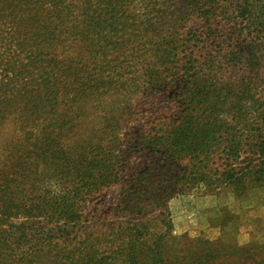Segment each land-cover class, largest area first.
<instances>
[{"label":"trees","instance_id":"obj_1","mask_svg":"<svg viewBox=\"0 0 264 264\" xmlns=\"http://www.w3.org/2000/svg\"><path fill=\"white\" fill-rule=\"evenodd\" d=\"M150 3L0 0V133L9 124L24 131L33 141L32 164L41 166L39 180H33L31 164L16 162L17 175L0 184V264H112L113 257L100 254L85 241L79 244L88 247L85 253L63 252L59 234L78 228L83 218L78 202L124 179L120 178L124 155L122 146H116L119 140L111 135L97 144L89 139L79 141L81 122L74 120H80L76 114L84 102L98 100L113 87L126 89L127 82L134 83L133 91L138 93L151 83L187 77L180 90L181 113L171 123L152 128L142 142L150 154L160 158L155 179L173 191L165 195L164 186L141 188L139 179L128 175L132 186L121 194L119 209L126 220L119 225L118 235L127 234V264H139L136 246L148 236L153 264H164L159 239L140 222L157 208L164 207L165 215L167 197L178 193L179 184L202 186L208 192L249 176L263 178L264 0H223L218 12L211 0H184L195 12L183 16L178 32L173 28L152 35L147 66L116 68L111 85L84 72L91 67L88 60L96 37L129 24L132 14L141 13ZM181 10L178 7L177 12ZM139 13L134 15L137 26L143 15ZM196 15L201 29L183 30ZM219 15L224 28L214 31L211 24ZM218 36L228 40L225 48L215 46L204 61L197 58L199 39ZM70 47L73 52L66 53ZM223 58L232 67L246 66L245 79L251 80L237 89L221 88L224 83L217 76L225 74ZM231 97L232 105L225 107ZM47 181L49 188L43 190L35 184ZM56 189L57 194L50 197ZM38 191L40 196L34 197Z\"/></svg>","mask_w":264,"mask_h":264},{"label":"rangeland","instance_id":"obj_2","mask_svg":"<svg viewBox=\"0 0 264 264\" xmlns=\"http://www.w3.org/2000/svg\"><path fill=\"white\" fill-rule=\"evenodd\" d=\"M183 1L150 0L148 8L132 14L130 19L133 20L129 24L96 37L95 45L90 48L92 58L88 62L91 67L84 72L111 85V81L115 82L116 79L113 74L116 68L125 70L128 64L147 66L150 63L149 53L153 50L152 35L164 34L173 28L178 32L183 16L195 12L193 6L183 4ZM222 1L211 0L217 12L220 8L218 4ZM178 7L183 10L177 12ZM137 13L143 14L138 18L141 19L138 26L134 23V15L138 16ZM191 18L183 30L201 29L198 16ZM217 18L214 17L211 24L214 31L224 28L221 15ZM234 25L232 23L228 28ZM203 38L199 39L201 52L196 54L202 61L213 54L215 46H224L228 42L225 36H218L215 40ZM77 49L78 46L75 47ZM73 50L70 47L66 53H72ZM224 59L223 63L226 62ZM245 68L224 63L225 74L217 76L224 83H221V88L231 86L237 89L250 81L245 79ZM186 80L187 77L182 76L175 81L168 79L164 84L151 83L140 88L138 93L133 91L134 83L127 82L126 89L116 91L113 87L98 100L84 102V106L77 111L76 116L80 120L74 122L81 123H78L80 133L76 139H89L97 144L101 139L108 141L112 135L115 140H119L116 146H122L124 155L120 178L124 179H120L114 186L99 190L94 196H87L85 202L77 203L79 210L83 211V218L76 230L59 234L63 252L77 255L85 253L88 247L79 245L85 241L100 254L106 252L107 256L113 257L112 264H127L124 259L127 253L124 251L127 234L124 232L118 235L119 225L126 220L119 209L123 200L121 194L132 186L127 181L128 175L136 176L141 188L166 186L160 185V181L155 179V173L160 171L162 165L160 158L150 154L142 142L152 128L171 123L181 113L184 102L180 90ZM232 100L233 97L227 100L225 107L232 105ZM108 125L111 126L108 131L114 128L112 132L106 131ZM14 129L9 124L0 133V184L17 175L14 163L19 164L21 161L31 164L30 178L39 180L41 166L38 163L32 164L31 160L34 154L30 144L33 141L27 139L24 131ZM35 184L42 190L47 186L49 188L48 181ZM173 189L167 185L165 195ZM51 191L50 197L59 190ZM176 191L178 193L171 195V198L167 197L168 211L165 215L164 207L157 208L140 222L151 236L155 235L159 239L164 264H264V176H249L235 185L221 184L208 192L202 186L182 183ZM32 196L31 192L28 198ZM37 196H40L39 191L34 193V197ZM164 219L166 221L163 222ZM150 241L148 236V239L144 238L143 242L137 243L139 264H153Z\"/></svg>","mask_w":264,"mask_h":264}]
</instances>
